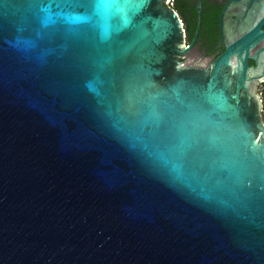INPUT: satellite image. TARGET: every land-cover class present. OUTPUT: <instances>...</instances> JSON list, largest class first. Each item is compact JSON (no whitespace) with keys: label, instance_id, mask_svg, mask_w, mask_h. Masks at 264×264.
Listing matches in <instances>:
<instances>
[{"label":"water","instance_id":"obj_1","mask_svg":"<svg viewBox=\"0 0 264 264\" xmlns=\"http://www.w3.org/2000/svg\"><path fill=\"white\" fill-rule=\"evenodd\" d=\"M162 1L0 0V264H264V0Z\"/></svg>","mask_w":264,"mask_h":264},{"label":"flooded vegetation","instance_id":"obj_2","mask_svg":"<svg viewBox=\"0 0 264 264\" xmlns=\"http://www.w3.org/2000/svg\"><path fill=\"white\" fill-rule=\"evenodd\" d=\"M162 2H164V4L166 6L170 7L176 13V16L178 17L179 22L181 24V29H182V34H183V46L187 47L188 46L187 33H186L185 24H184V21L182 19L181 14L175 8L173 0H168V4H166V0H163ZM180 55L181 56L178 58V60L179 61H183L185 59V54L181 53ZM262 87H263V83H259L256 86V92H257V95H258V97H259V99L261 101V119L264 122V95H263V92H262Z\"/></svg>","mask_w":264,"mask_h":264},{"label":"snow or ice","instance_id":"obj_3","mask_svg":"<svg viewBox=\"0 0 264 264\" xmlns=\"http://www.w3.org/2000/svg\"><path fill=\"white\" fill-rule=\"evenodd\" d=\"M121 2L127 3L128 0H95L96 11L99 14H105L110 4L121 3Z\"/></svg>","mask_w":264,"mask_h":264},{"label":"built area","instance_id":"obj_4","mask_svg":"<svg viewBox=\"0 0 264 264\" xmlns=\"http://www.w3.org/2000/svg\"><path fill=\"white\" fill-rule=\"evenodd\" d=\"M166 4H168V0H166Z\"/></svg>","mask_w":264,"mask_h":264}]
</instances>
